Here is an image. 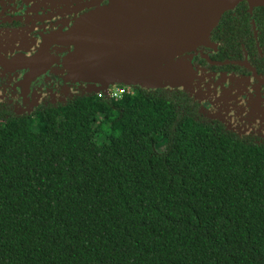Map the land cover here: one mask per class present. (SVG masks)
<instances>
[{"label":"trees","instance_id":"1","mask_svg":"<svg viewBox=\"0 0 264 264\" xmlns=\"http://www.w3.org/2000/svg\"><path fill=\"white\" fill-rule=\"evenodd\" d=\"M181 90L77 95L37 129L0 108V264H264V144ZM112 112L124 144L97 143Z\"/></svg>","mask_w":264,"mask_h":264},{"label":"flooded vegetation","instance_id":"2","mask_svg":"<svg viewBox=\"0 0 264 264\" xmlns=\"http://www.w3.org/2000/svg\"><path fill=\"white\" fill-rule=\"evenodd\" d=\"M109 1L0 0V108L26 118L89 95L85 84L71 81L62 65L72 47L55 38L45 40L52 33H65ZM12 33L19 35L20 43L10 42ZM42 45L46 59L32 78L26 67L4 65L18 56L34 57ZM179 57L190 68L187 89L181 91L198 105L200 114L239 139L264 144V119L259 117L264 118V7L238 2L219 17L205 45L174 60Z\"/></svg>","mask_w":264,"mask_h":264},{"label":"water","instance_id":"3","mask_svg":"<svg viewBox=\"0 0 264 264\" xmlns=\"http://www.w3.org/2000/svg\"><path fill=\"white\" fill-rule=\"evenodd\" d=\"M241 1L264 7V0H110L106 8L84 15L65 33H52L45 42L55 38L72 47L63 59L65 71L74 82L95 86L87 93L111 85L165 87L166 78L153 87L144 82L159 80L158 68L205 45L219 17ZM45 46L30 59L18 56L4 65L26 67L32 78L46 59Z\"/></svg>","mask_w":264,"mask_h":264},{"label":"rangeland","instance_id":"4","mask_svg":"<svg viewBox=\"0 0 264 264\" xmlns=\"http://www.w3.org/2000/svg\"><path fill=\"white\" fill-rule=\"evenodd\" d=\"M10 42L12 44L15 43H20V37L17 33H12L11 34V40ZM182 56V55H181ZM64 57L62 58L63 61ZM186 59L184 57H179L177 59H173L169 65L163 67V68H158L156 70V74L160 73V78L159 80H156L154 77L152 80L148 82H144L145 86L148 87H153L155 84H162L164 81V78L167 80L164 81L165 87H168L166 85L176 84L181 88L187 89V85L185 84V80L187 78V75L190 73V68L188 62L186 63ZM63 67H65L64 63H62ZM69 75V74H68ZM152 78V77H151ZM149 78V79H151ZM71 81L73 79L70 77ZM147 79V80H149ZM170 81V82H169ZM74 82V81H73ZM84 85V84H83ZM138 86V85H136ZM124 88H127V91L131 93L132 88L134 86H123ZM175 87V86H172ZM95 88L94 85L91 84H86L84 87L85 91H91ZM170 88V87H168ZM177 88V87H175ZM264 104V103H262ZM251 110V109H250ZM252 114L254 111H251ZM260 119H264L263 116L259 115ZM50 119V127L52 130H57L59 129L60 126V117L59 116H54V115H49ZM42 124V119L39 114L35 115H29L25 118V124H24V129H37L40 128ZM92 128L94 129L93 134H96L99 137V140H95L97 143H111L112 145H121L124 144V137L120 133V129L122 127L127 126V122L123 119H120L115 113H110L109 119H106L105 116L99 115L98 118L91 124ZM261 129H264V124L261 125ZM158 138V137H157Z\"/></svg>","mask_w":264,"mask_h":264},{"label":"built area","instance_id":"5","mask_svg":"<svg viewBox=\"0 0 264 264\" xmlns=\"http://www.w3.org/2000/svg\"><path fill=\"white\" fill-rule=\"evenodd\" d=\"M127 88L118 85L107 86L104 91L93 94L96 98L119 99Z\"/></svg>","mask_w":264,"mask_h":264}]
</instances>
